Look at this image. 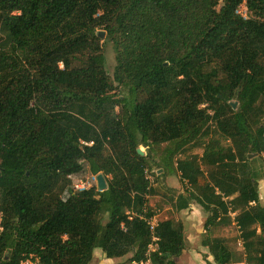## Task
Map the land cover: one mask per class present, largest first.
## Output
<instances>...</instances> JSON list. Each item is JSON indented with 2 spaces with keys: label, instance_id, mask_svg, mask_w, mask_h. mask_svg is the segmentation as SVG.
<instances>
[{
  "label": "trees",
  "instance_id": "16d2710c",
  "mask_svg": "<svg viewBox=\"0 0 264 264\" xmlns=\"http://www.w3.org/2000/svg\"><path fill=\"white\" fill-rule=\"evenodd\" d=\"M262 155L264 0H0V264H181L184 224L147 223L155 169L213 264H264ZM86 168L104 191L75 190Z\"/></svg>",
  "mask_w": 264,
  "mask_h": 264
},
{
  "label": "rangeland",
  "instance_id": "374dc122",
  "mask_svg": "<svg viewBox=\"0 0 264 264\" xmlns=\"http://www.w3.org/2000/svg\"><path fill=\"white\" fill-rule=\"evenodd\" d=\"M241 13L246 15V8H242ZM103 32V31H100ZM106 33L104 32V39ZM105 57H106V69L112 74L113 69L116 65L115 52L112 44L109 42L105 46ZM144 153L145 149L140 148ZM191 154H202V150L196 149ZM257 157V156H254ZM253 157V158H254ZM261 158V159H260ZM254 166L259 169L260 176L264 174V155L260 157ZM155 176L150 172L149 178L152 181V186L156 193L154 195H148L149 206L156 214L157 220L173 219L175 221H181L184 224L186 237L188 242L187 255H184L178 260L181 264H211L208 260H213L210 256L208 249L202 247V236L204 234V223L207 219V214L196 204L192 205L189 209L184 211H178L172 205L171 198H176L180 193L183 192V186L181 184L179 174H171L167 172L164 176L158 177L162 174V170L155 169L153 171ZM91 173L86 168L85 172L75 178V182L83 180L84 182L90 179ZM157 178V179H156ZM78 180V181H77ZM97 186L92 183V187ZM260 198L264 204V178L259 181ZM103 222H105L103 220ZM214 236L224 237L230 241L232 247L237 250H241V242L238 240L239 232L235 224L229 227H220L215 229ZM191 246V247H190ZM103 256H100V260ZM115 264H128V259L123 258L117 261Z\"/></svg>",
  "mask_w": 264,
  "mask_h": 264
},
{
  "label": "built area",
  "instance_id": "2783aa9c",
  "mask_svg": "<svg viewBox=\"0 0 264 264\" xmlns=\"http://www.w3.org/2000/svg\"><path fill=\"white\" fill-rule=\"evenodd\" d=\"M242 8H246L245 4L242 5L240 8H239V13L247 18L248 17V10L246 8V12L247 14L244 15L241 13V9ZM149 173H147V176L149 177L148 175ZM92 183H95V185H97V176H91L90 179L87 178V180L84 182L83 180L81 181H78L77 183H75L74 185V188L75 190L77 191H84V190H89L90 188H92ZM158 220H157V217H152L150 219H147V223L149 224L150 226V231L154 234L155 232V228L157 227L158 225ZM2 231V214H0V232ZM153 241L155 242V245H152L151 246V250L155 249L157 246H156V243L158 241V239L156 237H154ZM23 264H35L34 262L28 260L26 262H24ZM149 264V263H148Z\"/></svg>",
  "mask_w": 264,
  "mask_h": 264
},
{
  "label": "crops",
  "instance_id": "0c3cea01",
  "mask_svg": "<svg viewBox=\"0 0 264 264\" xmlns=\"http://www.w3.org/2000/svg\"><path fill=\"white\" fill-rule=\"evenodd\" d=\"M190 245L192 244L191 241L188 242ZM191 247V246H190ZM103 256V259L100 260V256ZM184 255H187V250L184 252L183 256ZM182 256V257H183ZM181 257V258H182ZM180 258V259H181ZM121 259H107L105 257V254L102 252L101 249H97L95 252H94V259L92 261V264H115L117 261H119ZM209 263L213 264V260H208Z\"/></svg>",
  "mask_w": 264,
  "mask_h": 264
},
{
  "label": "water",
  "instance_id": "95a60500",
  "mask_svg": "<svg viewBox=\"0 0 264 264\" xmlns=\"http://www.w3.org/2000/svg\"><path fill=\"white\" fill-rule=\"evenodd\" d=\"M99 37L104 38V32H100ZM108 73H109V71H108ZM234 107H236V105H234ZM139 153L143 154V152L141 150H139ZM250 157H253V156H250ZM97 187H98L99 191H104L107 188L106 181H105L104 176L102 174L97 176ZM105 257L107 258L106 255H105Z\"/></svg>",
  "mask_w": 264,
  "mask_h": 264
}]
</instances>
